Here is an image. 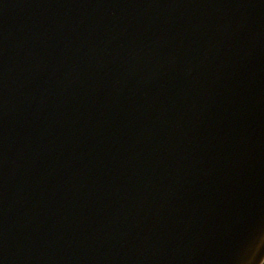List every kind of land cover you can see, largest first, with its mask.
<instances>
[{"label": "water", "instance_id": "95a60500", "mask_svg": "<svg viewBox=\"0 0 264 264\" xmlns=\"http://www.w3.org/2000/svg\"><path fill=\"white\" fill-rule=\"evenodd\" d=\"M0 264H264V0H0Z\"/></svg>", "mask_w": 264, "mask_h": 264}]
</instances>
